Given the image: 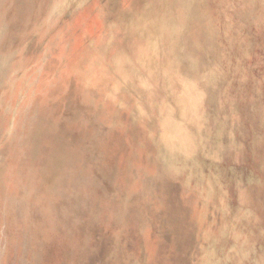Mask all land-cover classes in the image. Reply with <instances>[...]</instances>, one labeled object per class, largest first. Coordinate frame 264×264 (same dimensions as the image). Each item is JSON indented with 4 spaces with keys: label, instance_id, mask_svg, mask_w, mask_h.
Returning <instances> with one entry per match:
<instances>
[{
    "label": "rangeland",
    "instance_id": "1",
    "mask_svg": "<svg viewBox=\"0 0 264 264\" xmlns=\"http://www.w3.org/2000/svg\"><path fill=\"white\" fill-rule=\"evenodd\" d=\"M0 264H264V0H0Z\"/></svg>",
    "mask_w": 264,
    "mask_h": 264
}]
</instances>
